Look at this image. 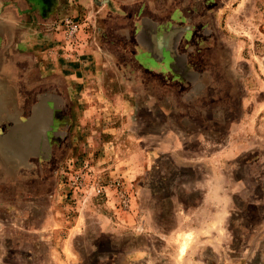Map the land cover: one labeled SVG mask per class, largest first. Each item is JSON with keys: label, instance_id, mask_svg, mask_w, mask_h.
Segmentation results:
<instances>
[{"label": "rangeland", "instance_id": "rangeland-1", "mask_svg": "<svg viewBox=\"0 0 264 264\" xmlns=\"http://www.w3.org/2000/svg\"><path fill=\"white\" fill-rule=\"evenodd\" d=\"M0 264H264V0H0Z\"/></svg>", "mask_w": 264, "mask_h": 264}, {"label": "built area", "instance_id": "built-area-1", "mask_svg": "<svg viewBox=\"0 0 264 264\" xmlns=\"http://www.w3.org/2000/svg\"><path fill=\"white\" fill-rule=\"evenodd\" d=\"M96 192H97V194H99L100 193V189H97Z\"/></svg>", "mask_w": 264, "mask_h": 264}]
</instances>
